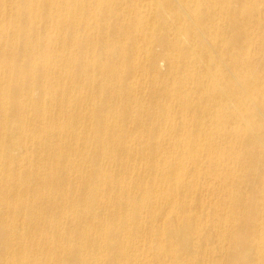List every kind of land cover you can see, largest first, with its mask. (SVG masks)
<instances>
[{"label": "bare ground", "instance_id": "1", "mask_svg": "<svg viewBox=\"0 0 264 264\" xmlns=\"http://www.w3.org/2000/svg\"><path fill=\"white\" fill-rule=\"evenodd\" d=\"M0 22V264H264V0Z\"/></svg>", "mask_w": 264, "mask_h": 264}, {"label": "rangeland", "instance_id": "2", "mask_svg": "<svg viewBox=\"0 0 264 264\" xmlns=\"http://www.w3.org/2000/svg\"><path fill=\"white\" fill-rule=\"evenodd\" d=\"M258 7L261 8V9H263V8H262V5H259ZM0 23H1V22H0ZM2 23H3V22H2ZM0 37H1V35H0ZM7 42H8V45H9V46H10L11 44H13V47H14V49H15V45H16V42H15V41H10V40H8ZM65 53L67 54L68 52H65ZM65 53H64V54H65ZM32 63H33L34 66H35V64H37V63H39V62H38V61H37V62L34 61V62H32ZM162 68H163V69H162ZM160 69H161L160 72H162V73H166V72H167L166 67L163 66V65L160 66ZM164 69H165V71H164ZM130 80H131V82H133V81H135V83L137 82L138 85L141 84V82H139V79L136 78V77H132ZM133 83H134V82H133ZM244 90H245V89H244ZM29 109H33V108L30 107ZM34 110H35V109H34ZM34 110H29V111H30L31 114H33V113L35 112ZM29 111H28V112H29ZM80 126H81V123H80ZM46 131H47V130H46ZM140 136H141V135L137 133V134H135V135L133 136V138L136 137V139H138ZM255 177H256V179H260V177H259L258 175H256ZM16 198H17V200H19V199L21 198V196H20V198H19V197H17V195H16ZM22 233L25 234L24 232H22ZM33 236H35V235H34V234H33V235L31 234V235L27 236V238H28V239H30V238L32 239ZM39 258L43 260L42 256H39Z\"/></svg>", "mask_w": 264, "mask_h": 264}]
</instances>
